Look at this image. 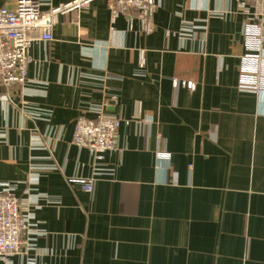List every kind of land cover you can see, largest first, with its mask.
<instances>
[{
  "label": "crops",
  "instance_id": "0c3cea01",
  "mask_svg": "<svg viewBox=\"0 0 264 264\" xmlns=\"http://www.w3.org/2000/svg\"><path fill=\"white\" fill-rule=\"evenodd\" d=\"M155 2L149 34L106 0L55 15L25 86L0 87V184L29 226L10 264H264V90L239 88L256 54L245 18L235 0ZM100 113L121 120V151L95 162L71 140ZM91 178L90 193L68 182Z\"/></svg>",
  "mask_w": 264,
  "mask_h": 264
},
{
  "label": "built area",
  "instance_id": "2783aa9c",
  "mask_svg": "<svg viewBox=\"0 0 264 264\" xmlns=\"http://www.w3.org/2000/svg\"><path fill=\"white\" fill-rule=\"evenodd\" d=\"M96 0H73L48 11L42 10L39 0H16L12 8H0V87L9 92L13 86L24 87L27 82L28 65L31 62L30 49L40 41L52 43L53 18L55 15L86 9ZM243 23L248 47L256 54L242 58L239 88L255 91L264 90V54H260L261 29L264 27V0H235ZM112 20L131 12L143 33L152 32L151 20L157 8L155 0H106ZM145 64L143 52L140 65ZM181 85L193 90L194 84L174 80V86ZM6 97L0 96V100ZM128 124V122H126ZM121 120L100 113L94 120L80 117L75 122L71 144L86 150L95 162L101 161L108 152H120L117 132ZM93 179H70L71 185H78L86 193L92 192ZM24 233H29L28 220L21 213L19 200L9 184H0V262L10 264L11 257L22 253Z\"/></svg>",
  "mask_w": 264,
  "mask_h": 264
}]
</instances>
